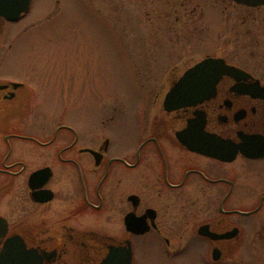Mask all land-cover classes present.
Listing matches in <instances>:
<instances>
[{
  "label": "flooded vegetation",
  "instance_id": "af4514ba",
  "mask_svg": "<svg viewBox=\"0 0 264 264\" xmlns=\"http://www.w3.org/2000/svg\"><path fill=\"white\" fill-rule=\"evenodd\" d=\"M227 1L247 13L229 43L249 55L134 69L119 95L77 101L92 111L73 121L48 94L64 90L63 69L6 61L32 5L0 17V261L12 240L28 252L12 264H139L148 253L172 264L196 246L197 264H264V5ZM207 57L243 72L168 110L167 94Z\"/></svg>",
  "mask_w": 264,
  "mask_h": 264
},
{
  "label": "rangeland",
  "instance_id": "374dc122",
  "mask_svg": "<svg viewBox=\"0 0 264 264\" xmlns=\"http://www.w3.org/2000/svg\"><path fill=\"white\" fill-rule=\"evenodd\" d=\"M241 14L247 13L222 0H33L19 27L28 31L6 61L50 66L57 76L63 69L64 90L52 83L48 94L51 100L64 97L51 104L54 110L65 104L73 121L79 111H92L77 101L106 97L111 89L119 95L134 69L147 73L162 63L165 73L177 64L182 72L207 54L234 60L240 52L249 55L243 44L229 43L238 40L231 32ZM200 248L171 263L197 264ZM139 264L165 263L148 253Z\"/></svg>",
  "mask_w": 264,
  "mask_h": 264
},
{
  "label": "water",
  "instance_id": "95a60500",
  "mask_svg": "<svg viewBox=\"0 0 264 264\" xmlns=\"http://www.w3.org/2000/svg\"><path fill=\"white\" fill-rule=\"evenodd\" d=\"M236 4L256 7L264 5V0H232ZM32 0H0V17L9 21H17L23 13H27L31 7ZM243 72L237 67L228 65L224 59L208 57L196 64L181 77L178 83L166 96L165 105L168 110L182 106L196 105L215 95L216 86L223 75L236 76ZM6 233V229H0V239ZM5 246L3 260L0 264H12L13 257L18 254L23 260L28 252H15L17 248L12 240ZM20 248H23L21 245ZM113 256V254H112ZM110 260V256L108 257ZM128 264L130 257H128Z\"/></svg>",
  "mask_w": 264,
  "mask_h": 264
}]
</instances>
